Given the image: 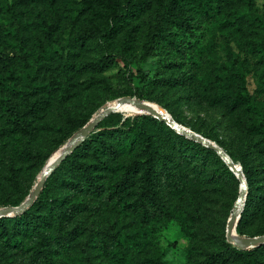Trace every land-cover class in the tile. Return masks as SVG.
Returning <instances> with one entry per match:
<instances>
[{
    "label": "rangeland",
    "instance_id": "1",
    "mask_svg": "<svg viewBox=\"0 0 264 264\" xmlns=\"http://www.w3.org/2000/svg\"><path fill=\"white\" fill-rule=\"evenodd\" d=\"M20 1L13 11L8 5L14 0H0V81L9 76L4 63L8 58L19 87L29 89L32 79L34 85H43L33 96L42 109L30 116L34 138L28 140L13 130L1 110L4 100L17 106L22 100L0 86V201L16 172L28 197L48 163L42 165L37 157L49 155L50 160L81 130L78 125L123 98L156 104L184 128L222 147L243 171H261L264 157L247 147L249 138H259L251 128L259 115L234 101L246 95L264 105V59L249 53L245 39L229 34L226 15L216 21L193 14L191 31L165 23L167 39L152 44L148 34L159 11L155 0ZM142 1L151 5L138 6L135 15L118 16L127 4ZM254 1L262 12L264 0ZM43 20L50 26L49 36ZM95 27L107 34L90 38L87 33ZM141 115L156 119L145 111L118 109L108 121H134ZM147 124L156 136V190L161 203L150 207V217L140 208L110 204L67 220L55 218L45 232L52 264H85L84 251L96 264H117L110 259L116 244L106 231L109 226L115 232L143 234L139 259L154 256L166 264H212L208 253L230 243L249 251L251 264H264L263 244L243 247L227 239L228 221L242 188L239 178L220 169L215 156L204 150L202 154L193 137L158 119ZM253 183L252 191L264 196V173L255 174ZM247 190L249 195V185ZM136 199L124 198L127 204ZM249 204L245 237H258L264 232V214ZM5 206L10 205L0 208ZM148 218L152 222L145 223ZM14 257L22 264L32 263L26 252Z\"/></svg>",
    "mask_w": 264,
    "mask_h": 264
},
{
    "label": "trees",
    "instance_id": "2",
    "mask_svg": "<svg viewBox=\"0 0 264 264\" xmlns=\"http://www.w3.org/2000/svg\"><path fill=\"white\" fill-rule=\"evenodd\" d=\"M28 1L21 0L20 2L28 4ZM155 1L159 5V11L155 17L154 28L148 34L149 42L152 44H155L160 38L167 39L165 23L191 31L193 14L216 21L224 14L227 19L224 26L229 29V34L236 40L238 37L245 39L249 53L260 55L264 59V8L262 12L259 11L254 0ZM17 4L18 0H14L12 5H8V9L14 11ZM146 4L147 6L151 5L150 1L129 3L123 11L118 12V16L121 13L135 15L137 7L142 6L143 8ZM43 27L49 36L51 29L46 20H43ZM87 34L90 38L100 39L107 34V31L95 27ZM194 36L197 38L198 44L200 42L199 33H194ZM21 52H23V48ZM4 63L9 76L0 81V86H6L12 94L20 98L22 105L17 106L4 100L1 110L7 113L9 124L13 130L26 134L28 140H31L34 138V130L30 116L38 114L42 109L38 99H34L33 96L42 92L40 89L43 85H40L41 83L34 85L35 79H32L29 89L19 87L15 81L16 76L10 59L5 58ZM140 71L143 75L142 69ZM234 102L238 106L247 104L259 115L257 121L251 126L259 138L254 136L249 138L247 147L255 148L264 157V105L257 99H251L246 95L239 96ZM111 114L106 116L96 129L48 176L37 200L25 212L17 216L0 218V264H22L14 257L16 252L28 253L30 262H32L30 264H36L39 260L44 261L45 264H52L45 232L49 230L55 218L67 220L70 216L93 212L95 210L92 208L102 209L110 204L115 208L126 205L135 209L140 208L149 216L150 207L158 206L161 203L156 190L157 172L154 156L156 136L147 124V120L156 121L158 118L141 115L134 121L126 119L121 123L111 124L108 121ZM86 123L87 121L82 122L78 128H83ZM66 138L62 143L65 144L68 141L65 142ZM193 143L199 148V151H202V154L204 150L215 156L220 169L232 177H236V174L217 151L202 143ZM26 154L30 153L26 152ZM195 154L198 156L199 153ZM37 158L41 159L42 165H45L50 156ZM62 169L65 171L59 172ZM260 170L244 171L250 191L237 225L240 236L247 234L245 228L250 217V214L246 215L249 200L251 207L262 210L261 214H264V196L260 194V191L257 193L252 191L254 176L264 173V163ZM67 188L70 192L65 194ZM6 190L5 199L0 201V205H21L28 195V192H23L21 179L17 172L11 176ZM50 193L52 195L48 196ZM131 195L136 196L137 199L130 204L125 203L124 198ZM259 216L261 215H256V218ZM149 222H152L151 218L145 221V223ZM106 231L116 244V250L110 253V259L117 264H166V261H163L161 257L138 258L137 247L143 244V234L140 231L118 230L115 232L110 226L106 228ZM262 234L264 235V232ZM26 238H29L31 242H26ZM260 248H264V244ZM84 253L85 264H96L89 258L88 251H84ZM248 256L249 251L238 250L228 243L224 249L209 252L207 258L208 262L212 264H251Z\"/></svg>",
    "mask_w": 264,
    "mask_h": 264
},
{
    "label": "water",
    "instance_id": "3",
    "mask_svg": "<svg viewBox=\"0 0 264 264\" xmlns=\"http://www.w3.org/2000/svg\"><path fill=\"white\" fill-rule=\"evenodd\" d=\"M125 101H130L134 103L138 107L146 110L147 113H151L159 120L166 122L168 125L176 129L177 131L193 137L196 141L206 145L207 147L214 149L221 155L222 159L227 163V165L236 174V176L239 178V180L242 183V188H241L238 202L235 205L232 211L231 217L228 221L227 239L229 242L239 244L243 247L258 246V245L264 244V235H261L258 237H245V236L237 235V225L242 215V213L239 212V203L244 198H246L248 194V190H247L248 185H247V179H246L243 169L223 150V148L218 146L215 143H212L211 140L203 137L202 135L194 132L191 129L181 128L175 120L170 119L168 115L164 114L163 110L159 111L155 109L154 106L151 104V102L138 100L136 98H123L120 100L119 104ZM118 109H119L118 104L108 106L101 113H99L98 115L93 117L89 122H87L86 125L83 128H81V130L78 133H76L68 143L65 144L67 145V147H66V150L62 153V155L53 164H51L50 167L47 168L46 166L50 160L48 161V163L46 164L39 178V181L36 183V185L32 189L27 199L21 205H18V206L10 205V206H5L3 208H0V218L17 216L25 212L37 200L39 194L44 188V185L46 183V180L49 174H51L61 164V162L69 154H71L96 129L99 123L106 116H108L109 114L113 112H117Z\"/></svg>",
    "mask_w": 264,
    "mask_h": 264
},
{
    "label": "bare ground",
    "instance_id": "4",
    "mask_svg": "<svg viewBox=\"0 0 264 264\" xmlns=\"http://www.w3.org/2000/svg\"><path fill=\"white\" fill-rule=\"evenodd\" d=\"M121 100V99H120ZM120 100H118V101H115L114 103H112L110 106H112V105H119V109H124V110H126V111H135V112H138V111H145V113H147L146 112V110H144V109H142V108H140V107H138L137 105H135L134 103H132V102H130V101H125V102H123V103H121V104H119L120 103ZM153 106H154V108L155 109H157V110H162L160 107H158L156 104L154 105L153 103H151ZM143 113V112H142ZM163 113L164 114H166V115H168V117L170 118V119H172V120H174V118L169 114V113H167V112H165L164 110H163ZM178 123V122H177ZM179 124V126L181 127V128H184L180 123H178ZM212 143H214V142H212ZM66 147H67V145H65V146H63L62 148H60L59 150H57L55 153H54V155L52 156V158L50 159V161H49V163L47 164V168L48 167H50L51 166V164H53L61 155H62V153L66 150ZM46 168V169H47ZM246 199H247V196H246V198H244L240 203H239V212L240 213H242L243 212V210H244V207H245V203H246Z\"/></svg>",
    "mask_w": 264,
    "mask_h": 264
}]
</instances>
